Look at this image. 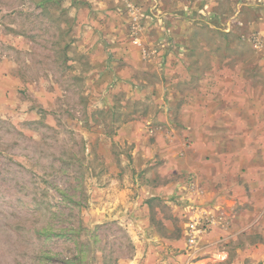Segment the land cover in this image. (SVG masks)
<instances>
[{
	"label": "rangeland",
	"instance_id": "374dc122",
	"mask_svg": "<svg viewBox=\"0 0 264 264\" xmlns=\"http://www.w3.org/2000/svg\"><path fill=\"white\" fill-rule=\"evenodd\" d=\"M204 9L218 15L211 29L200 20L194 38L207 50L186 58L181 47L178 63L163 28L183 13L195 23ZM128 34L161 67L133 72L135 80L160 83L184 75L190 60H215L226 63L209 75L226 80L220 99L231 84L242 89L238 76L264 90V0H0V264H264L253 261L264 259V244L250 235L261 227L190 246L174 222L162 225L166 211L143 199L146 174L117 138L124 123L150 126L158 108L112 70L120 65L114 43Z\"/></svg>",
	"mask_w": 264,
	"mask_h": 264
},
{
	"label": "crops",
	"instance_id": "0c3cea01",
	"mask_svg": "<svg viewBox=\"0 0 264 264\" xmlns=\"http://www.w3.org/2000/svg\"><path fill=\"white\" fill-rule=\"evenodd\" d=\"M182 16L173 19L174 25L163 28L172 37L176 47L172 54L179 57L178 63L181 47L186 49V58L195 51L200 53L195 55L206 52L205 45L194 43L200 20H204L203 28L211 29L207 20L218 17L212 9H204L195 23L185 13ZM258 24H251L254 31H259ZM115 33L118 37L124 35ZM125 38V43H114L118 64L121 61L125 64V67L112 66L115 77L128 86L139 84L144 94L152 95L150 101L158 108L150 126L143 119L124 123L117 138L122 145L132 147L134 169L146 174L141 187L143 199L159 207L154 213L160 215L166 211L169 216L160 218L162 225L170 228L174 222L180 241L185 242L192 235L196 244L207 249L221 237L245 234L248 227L259 226L262 231L250 235L257 237L255 246L261 247L264 244V90L248 87L247 81L238 76L242 89L231 84L229 89L225 88L226 97L220 99L216 93L222 85H227L226 80L221 82V78H209V75L226 68V63L215 60L207 64L190 60L184 75L178 71L173 79L169 75L164 82L162 78L160 83L135 80L133 72L158 73L161 67L143 58L147 47L144 41L133 39L130 34ZM243 39L249 41V37ZM167 52L166 60L171 57V52ZM199 70L202 72L198 75ZM207 82L214 86L213 92H206ZM193 87L197 89L194 93ZM187 174L189 177L184 178ZM199 221L208 222V234L199 230L189 233L188 226ZM253 261L264 262V259Z\"/></svg>",
	"mask_w": 264,
	"mask_h": 264
},
{
	"label": "built area",
	"instance_id": "2783aa9c",
	"mask_svg": "<svg viewBox=\"0 0 264 264\" xmlns=\"http://www.w3.org/2000/svg\"><path fill=\"white\" fill-rule=\"evenodd\" d=\"M207 228V225L206 223H201V222H197V223H194V224H190L188 226V231L189 233H192L194 230H199V231H205ZM186 242L188 243V245L192 246V245H195L196 244V238L193 237L192 235H190Z\"/></svg>",
	"mask_w": 264,
	"mask_h": 264
},
{
	"label": "trees",
	"instance_id": "16d2710c",
	"mask_svg": "<svg viewBox=\"0 0 264 264\" xmlns=\"http://www.w3.org/2000/svg\"><path fill=\"white\" fill-rule=\"evenodd\" d=\"M221 38L224 41L226 40V41H232V42H234V40H235L236 42H234V43H237V45H239L241 47H246L247 48V47H249L251 45L249 41L247 42L240 35H234V34L228 33V34H222V37ZM214 44H215V42H214Z\"/></svg>",
	"mask_w": 264,
	"mask_h": 264
}]
</instances>
